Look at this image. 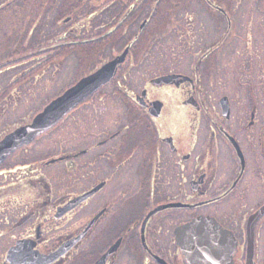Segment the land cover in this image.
Here are the masks:
<instances>
[{
  "label": "flooded vegetation",
  "instance_id": "af4514ba",
  "mask_svg": "<svg viewBox=\"0 0 264 264\" xmlns=\"http://www.w3.org/2000/svg\"><path fill=\"white\" fill-rule=\"evenodd\" d=\"M12 1L15 15L55 17L59 32L45 41L41 23L27 54L0 56V76L13 74L0 108L29 113L0 142L125 57L0 160V264H189L176 231L198 217L233 236L219 264H264V0H85L62 19L43 0ZM90 46L117 53L80 71L90 60L74 57ZM108 98L116 106L101 108Z\"/></svg>",
  "mask_w": 264,
  "mask_h": 264
},
{
  "label": "water",
  "instance_id": "95a60500",
  "mask_svg": "<svg viewBox=\"0 0 264 264\" xmlns=\"http://www.w3.org/2000/svg\"><path fill=\"white\" fill-rule=\"evenodd\" d=\"M124 57V54L116 56L84 76L63 94L53 99L30 123L6 135L0 142V160L15 147L29 143L37 135L51 128L79 102L112 79ZM232 237L212 217H198L181 225L176 231L177 244L189 264H219L230 253Z\"/></svg>",
  "mask_w": 264,
  "mask_h": 264
},
{
  "label": "rangeland",
  "instance_id": "374dc122",
  "mask_svg": "<svg viewBox=\"0 0 264 264\" xmlns=\"http://www.w3.org/2000/svg\"><path fill=\"white\" fill-rule=\"evenodd\" d=\"M4 3V1H1V3ZM12 5H9L8 0L0 7V56H3L6 51L11 50L13 52V55L21 56L22 53L25 52L27 54L29 51V42L32 44L35 42V37L38 35L37 29L38 26L42 23V30H43V36L44 40L48 41L51 40L52 37H56L58 34L56 29H58V25L53 22L55 20V17L50 16H43V22L36 21L37 18L34 16L33 18L29 17L28 15H18L14 14V12H11L10 9H16L19 8L14 4V1H12ZM26 4L30 7L36 8L37 1L36 0H28L26 1ZM43 4L47 5L49 9L56 10L57 8L60 9L59 12L61 19L63 17H66L68 13L65 11L66 9L69 10V8H73L75 5L76 9H85L87 8L88 1L85 0H43ZM75 11V10H71ZM80 17H76L78 19ZM73 19V18H72ZM101 16H96L94 19V23L97 24L101 21ZM165 23V24H164ZM160 24L164 27L167 24V21L165 19H162L160 21ZM37 32V33H36ZM82 33V32H81ZM38 41V38L36 39ZM25 42L26 46L23 48L22 45ZM81 45V44H76ZM117 51V50H116ZM114 49L108 48H99L95 46H90L83 48L79 50L76 57H74V63L76 64V67L78 68L80 65L77 66L80 59H82V56L86 55L88 57V65L82 66L80 71L88 70L89 68L96 69V66H99L102 62L105 61L106 55L107 56H113L116 54ZM32 52V51H30ZM116 52V53H115ZM114 53V54H113ZM29 56H33L29 55ZM12 73H3L0 76V90L1 93L5 91L8 87L9 79L12 77ZM66 81H69L68 77L65 78ZM9 100H15L19 101L17 97H8ZM28 103V106H30L29 101H26ZM19 104V102H18ZM117 104L116 100H112L111 98L106 99L105 101H101L99 103V106L101 108L106 106L115 107ZM17 106L16 102L12 105L10 108L3 107L0 108V135H3L5 131H9L14 127V125H19L21 121L25 120L27 115L29 114L25 108V103L22 102ZM107 113H111L112 109L106 110ZM10 128V129H9ZM9 129V130H7ZM68 133V131L66 132ZM66 136V135H63ZM62 136V137H63ZM65 148L69 145L67 141L61 142ZM60 171L65 173L67 170L65 168H61Z\"/></svg>",
  "mask_w": 264,
  "mask_h": 264
}]
</instances>
